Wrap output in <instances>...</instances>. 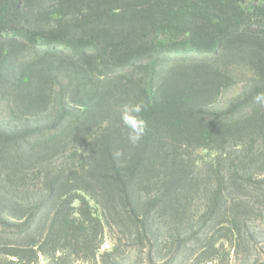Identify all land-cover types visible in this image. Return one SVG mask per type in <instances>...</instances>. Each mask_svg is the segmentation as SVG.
I'll return each instance as SVG.
<instances>
[{
    "label": "trees",
    "instance_id": "trees-1",
    "mask_svg": "<svg viewBox=\"0 0 264 264\" xmlns=\"http://www.w3.org/2000/svg\"><path fill=\"white\" fill-rule=\"evenodd\" d=\"M258 93L264 0H0V264H264Z\"/></svg>",
    "mask_w": 264,
    "mask_h": 264
},
{
    "label": "clouds",
    "instance_id": "clouds-1",
    "mask_svg": "<svg viewBox=\"0 0 264 264\" xmlns=\"http://www.w3.org/2000/svg\"><path fill=\"white\" fill-rule=\"evenodd\" d=\"M255 100L264 107V93H258ZM145 105L141 103L125 104L121 108L120 119L127 129L128 139L131 143H138L146 132V122L142 117Z\"/></svg>",
    "mask_w": 264,
    "mask_h": 264
},
{
    "label": "rangeland",
    "instance_id": "rangeland-1",
    "mask_svg": "<svg viewBox=\"0 0 264 264\" xmlns=\"http://www.w3.org/2000/svg\"><path fill=\"white\" fill-rule=\"evenodd\" d=\"M250 73H241L237 83L227 91L226 97H232L237 95L246 85L247 77ZM197 158H210V153H207L205 151H197L196 153ZM256 207L258 208V217L256 219V227H258L259 230H262V237L260 239H257V245L262 246L264 244V204L263 203H256ZM111 246V241L109 238H107V241L103 247V249L109 248ZM264 256L262 255L261 261L263 262ZM39 264H48V262L42 258Z\"/></svg>",
    "mask_w": 264,
    "mask_h": 264
}]
</instances>
